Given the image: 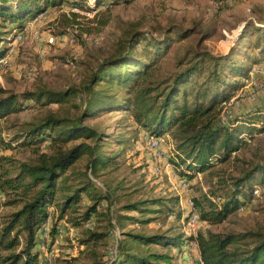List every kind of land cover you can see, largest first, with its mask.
I'll return each instance as SVG.
<instances>
[{"label":"trees","instance_id":"trees-1","mask_svg":"<svg viewBox=\"0 0 264 264\" xmlns=\"http://www.w3.org/2000/svg\"><path fill=\"white\" fill-rule=\"evenodd\" d=\"M109 1L132 0H0V59L7 53L9 35L22 31L29 19L47 9L67 6L75 20L80 11L97 14ZM247 29L258 35L250 46L257 49L258 57L241 54ZM192 33L191 29L174 26L159 36L130 29L117 42L114 52L91 66L76 85L60 90L37 87L19 94L0 87V120L20 112L28 101L44 107L59 106L56 110L48 108L38 121L27 123L12 138L21 146L44 144L45 151L37 148L31 161L16 162L0 155V192L7 197L3 205L19 204L17 209L0 215V264H40L41 233L48 219L51 250L61 221L88 227L93 219L107 216L99 207L103 201L112 203L113 191L96 190L91 177L114 166L127 139L122 134L104 132L98 123L88 124L86 120L123 111L128 113L135 132L144 131V139L159 140L170 135L175 151L171 161L186 180L197 174L220 173L223 170H214L217 164L238 161L235 155L247 139L264 132V108L238 114L228 124L221 123L219 108L243 86L241 80L248 77L251 65L264 61V27L245 24L224 54L186 48L175 54L174 70L161 76V62L172 44ZM65 106V111L59 112ZM11 145L0 140L1 148ZM111 145L118 147V152L108 150ZM81 159L85 160L84 171H75ZM216 182L209 196L193 198L199 221L221 223L251 201L253 188L264 184V157L249 167L238 168L237 175L219 176ZM83 196L89 203L81 207ZM177 202V198H152L122 204L113 218L120 239L108 264H171L173 256L167 249H179L191 242L197 244L202 264H264L261 232L205 229L185 235L173 231L172 226L163 231L143 230L159 216L179 220L182 212L174 208ZM131 212L134 215L124 214ZM82 235L78 245H91L92 249L106 238V232L93 227L84 228ZM154 246L166 250L158 252ZM71 261L65 263L73 264Z\"/></svg>","mask_w":264,"mask_h":264},{"label":"rangeland","instance_id":"rangeland-1","mask_svg":"<svg viewBox=\"0 0 264 264\" xmlns=\"http://www.w3.org/2000/svg\"><path fill=\"white\" fill-rule=\"evenodd\" d=\"M97 11V14L96 11H80L74 20L69 13V7L60 6L42 12L45 13L44 17L36 22L32 21L36 16L29 19L22 31H14L8 37L7 53L0 59V87L7 92L19 94L37 87L60 90L76 85L91 66L114 52L117 42L130 29L148 32L152 36H159L172 26L192 30L193 33L189 37L172 44L161 62L160 74L165 76L174 70L175 54L186 48L206 49L213 54H224L236 41L245 24L264 27V0H132L125 3L109 1ZM245 34L241 42L245 50L241 54L248 53L251 58L258 57L257 49L250 48L257 41L258 35L253 29H247ZM19 35L21 39H17ZM238 58L249 65V61H245L242 56ZM260 65L264 66V61L251 65L248 77L241 80L243 86L225 100L230 102L227 107L223 108L220 104L222 124H228L231 118L248 110L264 108V69L254 70ZM66 107H61L59 112H64ZM48 108L56 110L59 106L53 104L44 107L28 101L20 112L1 119L0 140L4 143L11 142L12 148L0 147V155L10 156L16 162L31 161L36 156L37 148L45 151L44 144L21 146L18 145L19 141H12V138L20 134L27 123L38 121ZM85 122L98 123L104 132L122 134L127 139L124 149L117 155L114 166L107 168L98 177H91L96 190L113 191V200L111 204L106 201L100 204V210L106 212L107 216L93 219L88 227H74L61 221L51 251L48 249L51 219H48L41 233L40 264H66L68 259H71L73 264H108L113 259L109 251L116 248V240L120 239L119 230L113 227V220L126 201L178 199L174 208L181 210L180 219L176 220L174 216L164 219L159 216L156 221L143 227L145 232L163 231L172 226L173 231L185 235H193L205 229L264 234V184L256 185L253 188L252 200L244 203L221 223L210 224L198 220L194 227H188L189 219L184 218L190 211L187 200L202 195L209 196V190L217 186L219 176L237 175L238 168L249 167L250 163L262 160L264 132L247 139V144L235 155L239 158L238 161L230 160L225 164H217L214 170H223L220 173L197 174L193 179L186 180L181 177L171 161L175 151L170 135H164L159 139L158 145L152 147L148 144L149 138L144 139L142 129L135 132L128 113L123 111ZM108 150L118 152L119 149L111 145ZM84 167L85 160L81 159L77 162L75 171L82 172ZM6 199L0 192V215L19 207V204L3 205ZM88 203L89 200L83 196L80 206ZM49 211L53 212V209L50 208ZM124 214L134 215L133 212ZM135 215L137 216L136 213ZM92 227L97 231L106 232L105 240L99 242L94 249L91 245L89 248L79 246L77 239L83 236L82 230ZM42 243L44 248H41ZM193 243L179 249H167L173 256L171 264H198L196 246ZM153 248L158 252L166 250L158 246Z\"/></svg>","mask_w":264,"mask_h":264},{"label":"built area","instance_id":"built-area-1","mask_svg":"<svg viewBox=\"0 0 264 264\" xmlns=\"http://www.w3.org/2000/svg\"><path fill=\"white\" fill-rule=\"evenodd\" d=\"M74 11H78L77 9H74ZM44 14L45 13H40V14H38L32 21L33 22H36V21H38V20H40V18H43L44 17ZM17 39H21V36L19 35L18 37H17ZM0 61H2V60H0ZM264 69V66L262 65H260V66H257V68L256 69H254V70H261V69ZM228 104H230V102H227V101H223L222 103H221V105L223 106V108H225V107H227V105ZM221 118H223L222 117V114H221ZM158 142H159V140L158 139H156V138H154V137H149V139H148V144H150L152 147H156L157 145H158ZM158 169V168H157ZM156 169V170H157ZM188 201V208L190 209V211H189V220H188V222H187V225H188V227L189 226H193L194 227V225L196 224V222L198 221V212H197V210H196V208H195V206H194V202H193V200L192 199H190V200H187ZM194 244V246H196L195 248H196V251H195V255H196V260H197V262H198V264H202V261H201V257H200V254H199V252H198V249H197V244L194 242L193 243ZM194 246H193V248H194ZM41 248H44V244L42 243L41 244ZM51 251V250H50ZM194 251V250H193ZM115 253H116V249L114 248V249H111L110 251H109V255L111 256V257H113L114 258V256H115Z\"/></svg>","mask_w":264,"mask_h":264}]
</instances>
